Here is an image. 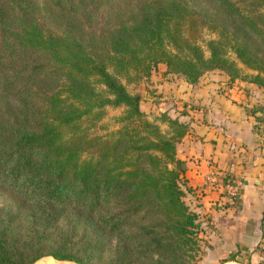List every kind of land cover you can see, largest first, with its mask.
Masks as SVG:
<instances>
[{"label":"trees","instance_id":"1","mask_svg":"<svg viewBox=\"0 0 264 264\" xmlns=\"http://www.w3.org/2000/svg\"><path fill=\"white\" fill-rule=\"evenodd\" d=\"M196 1L0 0V264L198 260L177 155L189 127L163 112V132L120 80L163 64L191 85L218 70L264 90V0ZM107 106L124 107L119 127L90 135Z\"/></svg>","mask_w":264,"mask_h":264},{"label":"crops","instance_id":"2","mask_svg":"<svg viewBox=\"0 0 264 264\" xmlns=\"http://www.w3.org/2000/svg\"><path fill=\"white\" fill-rule=\"evenodd\" d=\"M159 67L165 70L163 64ZM157 71L152 72L150 80L155 77L161 82L154 83L157 90L147 95L145 87L142 88L140 108L155 114L163 111L189 127L178 144L177 155L186 165L184 200L198 214L204 237L211 239L215 251L222 247L228 254L246 253L250 260L261 262L264 259V108L257 106L258 99L253 93L264 90L242 80L230 83L227 76L223 77L227 82L219 84L207 73L191 85L182 78L176 82L167 80L172 74H159V78ZM260 117L262 121H258ZM211 170L230 174L243 182L237 207L226 205L220 182L205 181Z\"/></svg>","mask_w":264,"mask_h":264},{"label":"rangeland","instance_id":"3","mask_svg":"<svg viewBox=\"0 0 264 264\" xmlns=\"http://www.w3.org/2000/svg\"><path fill=\"white\" fill-rule=\"evenodd\" d=\"M196 2H201V1L197 0ZM215 36H216L215 33L204 28L202 31V38L199 40V44L205 50L206 49L205 42L209 39L214 38ZM206 54H207V51H206ZM231 56L234 57L233 54H231ZM240 68H241V72L243 75L251 76V75L256 73L255 71L247 69L243 65H240ZM157 72H158L157 73L158 77H159V74H162V75L165 74L163 69H161V67L158 68ZM131 74H135V73L132 72ZM207 75L211 78L215 77V80L217 79L216 81L219 84H220V82H221V84L227 82V81H225V79H223V77H226V75L224 73L218 71V70L208 72ZM154 78L155 77H152L153 81L150 80L151 78H148V79L141 78L138 81L137 80L131 81V80H129V77L120 76V80L126 86L127 90L131 93L139 94V95L143 91L142 90L143 87H145V89H146L145 90L146 95L151 93V92H154V90H157V89H155L153 84L156 82L160 83L161 81H159L158 79H154ZM167 80H169V81H175V80L179 81L180 80L181 81V77L179 78V76L171 75L170 79H167ZM242 81H244V80H242ZM244 82H246V81H244ZM249 88H251V87H249ZM253 95H254V97L257 96L256 97L258 99V102H257L258 105L257 106L264 108V93H259V91H256V93H253ZM123 110H124V107L107 106L104 108V114L100 120L95 121L94 123H91L89 121H85L82 123V126L86 128L87 132L90 135H99L102 137L108 136L111 132H114L119 127V123L117 122V118L122 115ZM144 112H145L147 118L151 121L156 122L163 132L169 131V127H168L167 123L165 121L161 120V114H163V111H159L158 114H155L154 112H152L151 110L148 109L147 111H144ZM263 112H264V110H263ZM4 200H5V196L0 195V203H2ZM209 241L211 242V239L209 240V239L205 238V240H203V242H200L202 249L199 252V258L195 262V264H219V261L216 259L217 255L215 253L216 251L213 248V244H211ZM37 263L38 264H58V263H56V261H54L50 257L44 258ZM235 263L236 264H256V262H254L248 258L246 253L239 254L237 256V261H235ZM66 264H76V263L67 262Z\"/></svg>","mask_w":264,"mask_h":264},{"label":"built area","instance_id":"4","mask_svg":"<svg viewBox=\"0 0 264 264\" xmlns=\"http://www.w3.org/2000/svg\"><path fill=\"white\" fill-rule=\"evenodd\" d=\"M205 181L208 184L220 182L223 188L224 201L228 207L238 206L242 197L243 182L227 173H219L211 170L205 175ZM261 264H264V260Z\"/></svg>","mask_w":264,"mask_h":264},{"label":"water","instance_id":"5","mask_svg":"<svg viewBox=\"0 0 264 264\" xmlns=\"http://www.w3.org/2000/svg\"><path fill=\"white\" fill-rule=\"evenodd\" d=\"M144 88V87H143ZM44 258H47V257H44ZM50 258H52V257H50ZM41 259H43V258H41ZM41 259H39V260H41ZM53 259V258H52ZM38 260V261H39ZM54 261H56V262H58L59 264H66L68 261H57V260H55V259H53Z\"/></svg>","mask_w":264,"mask_h":264},{"label":"bare ground","instance_id":"6","mask_svg":"<svg viewBox=\"0 0 264 264\" xmlns=\"http://www.w3.org/2000/svg\"><path fill=\"white\" fill-rule=\"evenodd\" d=\"M56 263H58V262H56ZM38 264V263H37ZM59 264V263H58Z\"/></svg>","mask_w":264,"mask_h":264}]
</instances>
